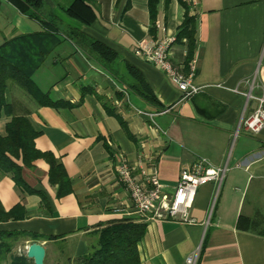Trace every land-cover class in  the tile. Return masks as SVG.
<instances>
[{"label": "crops", "instance_id": "obj_1", "mask_svg": "<svg viewBox=\"0 0 264 264\" xmlns=\"http://www.w3.org/2000/svg\"><path fill=\"white\" fill-rule=\"evenodd\" d=\"M94 1L96 19L84 25L53 0H44L63 31L75 28L105 43L118 55L114 62L106 64L59 34L30 77L58 104H40L15 81L6 84L12 114L28 118L38 132L35 148L63 166L70 185L59 194L49 180L46 156L22 167L32 193L0 173L2 206L10 210L20 204L24 213L1 226L41 236L17 240L9 258L26 257L27 246L36 241L45 249L44 264H77L94 249L101 228L131 219L146 224L137 243L138 264H186L192 254L195 264H264V215L255 204L244 208L250 185V200L264 194V127L252 133L243 125L258 105L256 98H264V0H157L153 22L149 0ZM186 10L195 20L193 82L201 87L190 98H182L165 72L134 54L141 41L172 37L171 60L184 69L186 46L175 36ZM157 22L164 31L156 29ZM41 30L36 20L0 0V47ZM37 44L50 42L39 37ZM128 65L140 72L161 108L134 92ZM10 118L0 113V135L6 134ZM119 155L136 171L155 162L167 194L174 192L181 167L197 157L229 170L219 188L209 182L197 190L190 210L194 224L150 219L134 211L116 176Z\"/></svg>", "mask_w": 264, "mask_h": 264}, {"label": "trees", "instance_id": "obj_2", "mask_svg": "<svg viewBox=\"0 0 264 264\" xmlns=\"http://www.w3.org/2000/svg\"><path fill=\"white\" fill-rule=\"evenodd\" d=\"M12 3L20 13L36 20L42 27L41 32L21 35L6 41L0 47V113L11 115L6 123L4 136L0 135V173L11 176L15 185L23 191L34 192L22 177V167L32 166L35 159L46 156L49 161V180L57 184L59 194L69 191V180L63 166L50 154L42 153L35 148L34 139L38 132L33 128L25 115H13L12 107L5 101L4 93L9 80L15 81L22 89L30 94L40 104L55 105L46 94L40 92L31 80L32 72L41 65L43 58L57 44V35L64 34L82 49L95 54L106 64L114 62L118 55L105 43L96 40L75 28L62 30L58 26L57 18L46 6L44 0H6ZM58 8L68 17L90 25L96 19V4L94 0H53ZM157 0H149L150 19L153 22L156 14ZM43 35V36H41ZM51 36V37H47ZM39 37L42 42L46 38L50 44L38 45ZM183 39H185L183 41ZM175 42L186 46L184 70L191 62L196 46V29L193 16L187 10L178 27ZM135 83L132 89L148 104L161 108L156 95L144 80L140 72L128 65ZM23 207L17 204L10 210H5L0 202V264H32L24 255L9 258L14 243L20 238L38 239L36 233H24L7 230L2 223L20 219L24 213ZM146 231L144 222L131 219L116 221L101 228L97 233V244L86 256L78 260L77 264H138L137 243Z\"/></svg>", "mask_w": 264, "mask_h": 264}, {"label": "built area", "instance_id": "obj_3", "mask_svg": "<svg viewBox=\"0 0 264 264\" xmlns=\"http://www.w3.org/2000/svg\"><path fill=\"white\" fill-rule=\"evenodd\" d=\"M155 27L158 30H165L159 22L155 23ZM173 42L174 38L167 36L157 39L152 44L141 41L135 47L134 54L165 72L181 91L182 98H190L201 90V87L193 82L194 60L187 70L175 65L170 55ZM256 99L258 101L256 109L243 120L245 128L252 133H258L264 127V98ZM236 166L240 167L241 164L237 163ZM228 170L227 165L214 166L207 158L197 157L190 164L181 167L174 192L167 194L158 182L155 162L136 171L126 156L119 155L115 168L116 176L129 194L133 209L138 215H149L150 219H173L187 224L196 222L190 216V210L199 187L212 182L219 188ZM195 260L196 254H192L186 258V264H195Z\"/></svg>", "mask_w": 264, "mask_h": 264}, {"label": "water", "instance_id": "obj_4", "mask_svg": "<svg viewBox=\"0 0 264 264\" xmlns=\"http://www.w3.org/2000/svg\"><path fill=\"white\" fill-rule=\"evenodd\" d=\"M45 249L43 245L32 241L26 249V257L32 259L33 264H44Z\"/></svg>", "mask_w": 264, "mask_h": 264}, {"label": "rangeland", "instance_id": "obj_5", "mask_svg": "<svg viewBox=\"0 0 264 264\" xmlns=\"http://www.w3.org/2000/svg\"><path fill=\"white\" fill-rule=\"evenodd\" d=\"M46 6L48 7V5L46 4ZM219 194V190L217 192L214 193V203L218 197ZM251 197H253V186L250 185L248 187V191H247V195L246 198L244 200V208L247 207V205H251V204H255L256 208L259 209V213H261L262 215H264V194L261 195V197L258 200H250Z\"/></svg>", "mask_w": 264, "mask_h": 264}]
</instances>
